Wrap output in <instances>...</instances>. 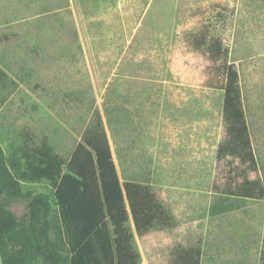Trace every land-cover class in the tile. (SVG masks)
Here are the masks:
<instances>
[{"label":"rangeland","instance_id":"obj_1","mask_svg":"<svg viewBox=\"0 0 264 264\" xmlns=\"http://www.w3.org/2000/svg\"><path fill=\"white\" fill-rule=\"evenodd\" d=\"M202 35L219 38L239 72L259 167L249 177L264 184V0H0L9 162L44 143L69 161L99 112L121 177L147 184L170 216L136 237L140 264L197 246L201 264H264V199L231 194L244 165L218 155L225 77ZM22 187L55 205L49 181Z\"/></svg>","mask_w":264,"mask_h":264},{"label":"trees","instance_id":"obj_2","mask_svg":"<svg viewBox=\"0 0 264 264\" xmlns=\"http://www.w3.org/2000/svg\"><path fill=\"white\" fill-rule=\"evenodd\" d=\"M212 62L225 77L224 113L228 138L219 157H237L243 180L231 194L264 199V184L247 124L240 76L229 49L202 35ZM21 161L9 162L0 141V256L2 264H140L136 237L170 224L165 206L147 184L123 178L118 170L101 114L96 113L69 161L46 143L28 148ZM49 181L55 205L43 192L25 191L22 181ZM23 204L17 214L12 205ZM55 208L57 209L56 214ZM202 250L179 247L172 264H201Z\"/></svg>","mask_w":264,"mask_h":264}]
</instances>
